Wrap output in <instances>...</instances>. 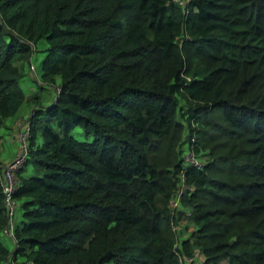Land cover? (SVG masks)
Returning <instances> with one entry per match:
<instances>
[{"label": "trees", "instance_id": "trees-1", "mask_svg": "<svg viewBox=\"0 0 264 264\" xmlns=\"http://www.w3.org/2000/svg\"><path fill=\"white\" fill-rule=\"evenodd\" d=\"M41 41L0 264H264V0H0V129Z\"/></svg>", "mask_w": 264, "mask_h": 264}, {"label": "rangeland", "instance_id": "rangeland-1", "mask_svg": "<svg viewBox=\"0 0 264 264\" xmlns=\"http://www.w3.org/2000/svg\"><path fill=\"white\" fill-rule=\"evenodd\" d=\"M44 42H40L37 45V50H35L32 54V62L34 65V71H27L24 77L21 80V84L26 92L28 101H25L18 112L7 118L5 121V125L0 129V166L4 167L5 164L12 161L16 154L20 152L21 144L23 141V136L27 139V122H26V115L29 113L32 104L31 99H39L40 103H48L49 101L54 99L55 93L57 92V85L59 84L60 79L56 78L55 84H47L43 82L39 77V65L40 61L45 54V47ZM36 75V77L34 76ZM37 98H34V97ZM74 135L82 139L84 138L83 130L81 126H77L73 129ZM27 144V140H26ZM27 172H32L30 165L27 166ZM19 211L18 208L15 206L14 214L12 216L13 220L18 219ZM185 219L180 220V223L177 225L178 227H182L185 231L181 232V236L187 235L192 227V224H188ZM187 226V227H186ZM4 242L7 243L9 246L12 242L9 241L7 235H3ZM196 260L192 264H198L201 262L200 258L203 259L202 255H195ZM198 260H200L198 262ZM185 264V263H183ZM190 264V263H186Z\"/></svg>", "mask_w": 264, "mask_h": 264}, {"label": "built area", "instance_id": "built-area-1", "mask_svg": "<svg viewBox=\"0 0 264 264\" xmlns=\"http://www.w3.org/2000/svg\"><path fill=\"white\" fill-rule=\"evenodd\" d=\"M26 132L28 135V131L26 128ZM26 137L23 136V141L21 144L20 152L16 154L15 158L8 162L7 164L4 165V176H3V190H4V200L7 206L8 210V215L9 218L12 216L14 212V208L16 206V202L13 199L12 193L16 187V177H15V170L18 169L22 163L25 160L26 154H27V144H26ZM185 163L193 164L195 166H201V161L200 159L196 158L192 152H186L185 153V158H184ZM184 185H182L181 189L177 192V195L172 199L171 205L173 207L177 206L179 203V197L181 190L183 189ZM9 227H12V222L9 223ZM199 254L198 251H195L193 255L191 256H180V260L182 263H192L195 261V255ZM200 260H198L199 262ZM200 264V263H198Z\"/></svg>", "mask_w": 264, "mask_h": 264}]
</instances>
